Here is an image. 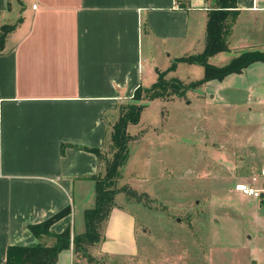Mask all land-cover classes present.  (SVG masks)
I'll list each match as a JSON object with an SVG mask.
<instances>
[{
	"label": "crops",
	"instance_id": "1",
	"mask_svg": "<svg viewBox=\"0 0 264 264\" xmlns=\"http://www.w3.org/2000/svg\"><path fill=\"white\" fill-rule=\"evenodd\" d=\"M9 2L7 7V0H0V18L22 19L0 47V264L9 244L35 242L28 223L67 204L71 212L51 228L58 232L70 224L71 234L84 231V210L95 202L94 179L88 176L98 169V155L71 143L103 147L108 117L122 100L130 99L138 85L149 86L157 69L167 68L175 57L203 49L208 12L215 6L214 0ZM235 7L228 49L211 55V63L223 64L247 48L264 50V0H235ZM169 76L198 79L203 66L178 61ZM185 94L191 98L175 97L167 105L225 107L236 125L220 129L221 141L228 145L234 140L237 150L259 155L252 161L264 175V61L206 80ZM153 101L163 105L157 97L141 112ZM140 120L141 113L127 130L132 134L140 128L143 142L161 140L172 127ZM61 143L68 144L63 151ZM245 155L238 157L244 160ZM237 176L243 180L236 183L264 189V181L257 187V176ZM228 191L236 198L249 195L234 187ZM101 235L87 246L89 257L75 256L70 244L54 264H119L135 256L133 209L114 204Z\"/></svg>",
	"mask_w": 264,
	"mask_h": 264
},
{
	"label": "rangeland",
	"instance_id": "2",
	"mask_svg": "<svg viewBox=\"0 0 264 264\" xmlns=\"http://www.w3.org/2000/svg\"><path fill=\"white\" fill-rule=\"evenodd\" d=\"M12 19L0 18V26ZM174 98L162 99L163 105L153 101L141 112L142 124L172 127L156 142L140 141L144 132L133 130L134 140L128 143V156L115 179L114 204L133 209L138 241L137 254L119 264H264V189L256 197L241 198L228 191L243 174L244 180L257 176L261 187L264 175L252 161L259 155L237 150L234 140L223 144L220 129L236 125L225 107L167 105ZM189 98L185 94L182 100ZM118 114L117 108L107 120L102 147L107 157ZM239 154H246L244 160Z\"/></svg>",
	"mask_w": 264,
	"mask_h": 264
},
{
	"label": "trees",
	"instance_id": "3",
	"mask_svg": "<svg viewBox=\"0 0 264 264\" xmlns=\"http://www.w3.org/2000/svg\"><path fill=\"white\" fill-rule=\"evenodd\" d=\"M214 2L215 6L208 12L203 49L175 57L167 68L157 69V77L149 86L138 85L125 104L119 103V114L112 124L108 141L111 157L106 156L102 147L71 143V145L93 151L98 155V169L88 176L94 179L95 202L93 206L84 210V231L71 234L70 224L58 232L51 228L54 221L71 212V206L67 204L40 221L28 223L27 228L35 237V242L33 244H9L6 249V259L1 264H54L59 251L69 248L70 244L75 252L85 253L86 246L102 238V224L114 206L117 192L114 186L115 179L119 173V167L126 160L128 143L132 139L127 125L138 122L141 110L147 102L157 97L164 99L184 96L187 90L197 88L206 80L221 79L228 73L241 71L253 61H264V50L259 48L240 50L223 64H214L209 61L211 55L228 49L226 34L238 13L235 0H214ZM9 5L10 2L7 0V7ZM21 19L22 17H18L13 23L1 24L0 46L3 45L7 33ZM178 61L201 64L203 76L189 81H184L177 76L167 77V72L174 69ZM65 145L68 144L61 143V151L64 150ZM102 164L104 171H101ZM84 255L89 257L88 253Z\"/></svg>",
	"mask_w": 264,
	"mask_h": 264
},
{
	"label": "built area",
	"instance_id": "4",
	"mask_svg": "<svg viewBox=\"0 0 264 264\" xmlns=\"http://www.w3.org/2000/svg\"><path fill=\"white\" fill-rule=\"evenodd\" d=\"M234 188L237 190H240L244 194H249V195H253V196H258V194H259V188L252 187L245 182L235 183Z\"/></svg>",
	"mask_w": 264,
	"mask_h": 264
}]
</instances>
